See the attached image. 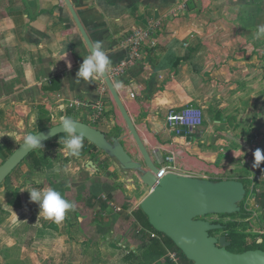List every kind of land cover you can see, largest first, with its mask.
<instances>
[{
  "label": "crops",
  "instance_id": "1",
  "mask_svg": "<svg viewBox=\"0 0 264 264\" xmlns=\"http://www.w3.org/2000/svg\"><path fill=\"white\" fill-rule=\"evenodd\" d=\"M71 2L93 45L103 42L111 66L128 57L124 37L154 23L142 58L113 82L158 166L171 153L179 173L244 183L263 168L244 163L242 156L256 137L264 146V81L256 78L264 67V36L257 31L264 25V0H186L184 7L182 0ZM88 54L63 0H0L1 156L34 123L66 116L123 136L131 156L134 151L141 156L107 87L101 88L102 78L76 80ZM75 100L81 104L70 106ZM190 104L202 109L203 118L209 108L215 110V126L176 135L165 116ZM244 126L245 142L239 138ZM64 149H41L1 185L0 264H139L153 239L140 208L150 188L135 183L134 172L123 171L98 148L84 147L78 157L60 156ZM53 150L58 160L46 154ZM44 154L49 160L41 164ZM258 186L264 197V182ZM32 188H53L75 209L60 223L39 215L27 191ZM156 239L165 252L149 264H181L179 251ZM171 252L177 261L168 257Z\"/></svg>",
  "mask_w": 264,
  "mask_h": 264
},
{
  "label": "water",
  "instance_id": "2",
  "mask_svg": "<svg viewBox=\"0 0 264 264\" xmlns=\"http://www.w3.org/2000/svg\"><path fill=\"white\" fill-rule=\"evenodd\" d=\"M63 2L91 52L93 43L71 0ZM101 77L142 160H135L125 149L121 135H108L94 126L75 120L79 124L78 131L89 143L116 160L120 169L134 172L139 181L150 188L140 203L150 226L168 237L193 264H264V249L229 250L230 242L225 234H210V231L222 229L223 225L206 219L208 214L238 213L247 191L245 183L236 179L211 180L173 171L157 179L155 174L160 172L159 167L140 137L114 82L108 73ZM58 124L33 134H37L44 143L64 133ZM33 150H25L23 142L14 148L0 164V184ZM88 162L94 166L92 161Z\"/></svg>",
  "mask_w": 264,
  "mask_h": 264
},
{
  "label": "rangeland",
  "instance_id": "3",
  "mask_svg": "<svg viewBox=\"0 0 264 264\" xmlns=\"http://www.w3.org/2000/svg\"><path fill=\"white\" fill-rule=\"evenodd\" d=\"M259 63H257L258 65ZM260 71H262L260 77H256L258 80L260 81H264V67H262V70L260 68H258ZM209 113L208 115L204 114V118H203V122L201 124V126H209V125H214L215 123H213V120L216 118V114H215V110H211V108L208 109ZM56 123L59 122H55L53 123L52 120H49L47 123L43 124L42 122H40L38 124V122L34 123L33 125H31L28 130H27V134L29 133H35L36 131H39L43 128L52 126ZM239 134H242V137H239L240 140L244 141L246 140L245 138L248 135V128L246 126L243 127L242 132H240ZM25 135V134H24ZM23 135V136H24ZM23 136L21 139L16 140L14 142H12V145L14 144L15 148L21 143L23 142ZM245 142V141H244ZM49 144H44L42 145V149L46 150V148L49 147ZM87 147H90L89 144H84ZM59 147V146H58ZM133 147H130V150H132ZM65 150V149H64ZM88 149H86L87 151ZM45 152V151H44ZM65 154H69L67 150H65V152H60V156ZM40 155L39 150H36V152H34L32 154L33 155ZM59 155V154H58ZM133 155L135 156V160H142V157L136 152H133ZM27 157L25 158L15 169L16 172L23 168L26 163L31 159V157ZM230 161V158L228 159ZM4 161V155H0V164ZM232 161L233 159H231V162H229V168L232 165ZM227 165V167H228ZM103 167L105 169L108 170L109 168V164L104 163ZM15 171V170H14ZM15 173V172H14ZM75 175V174H74ZM11 177V176H10ZM77 178V180H84V175L80 176V175H76L75 176ZM116 178L112 176V179ZM137 178V176L135 177ZM8 178H6L2 184H0V187H2L1 185L5 184L8 180ZM220 179V177H219ZM222 179H228L226 177H222ZM99 181V179L97 178V182ZM135 183H138L139 179H135L134 180ZM140 182V181H139ZM245 184L247 185V192L246 195L244 197V199L242 200V202L240 203V211L238 213H233V214H208L206 216V219L210 220L211 222H215V223H221L223 225H227L226 229H218V230H213L210 231L211 235H215V236H220V235H224V234H229L230 237L232 236V240L233 243L232 245H230V250H232L233 252H241L244 251L246 249H250V248H264V197H263V190L259 189V192L255 193V200H252V204L250 203V199L252 197L251 194V186H250V179H245ZM120 187V186H119ZM145 192V190L143 191ZM79 195H82L81 191H79L78 193ZM89 195L88 191L83 192V195Z\"/></svg>",
  "mask_w": 264,
  "mask_h": 264
},
{
  "label": "clouds",
  "instance_id": "4",
  "mask_svg": "<svg viewBox=\"0 0 264 264\" xmlns=\"http://www.w3.org/2000/svg\"><path fill=\"white\" fill-rule=\"evenodd\" d=\"M257 31L258 36H264V25L259 26ZM111 64L112 61L104 50L103 42L97 41L92 46L90 54L83 57V62L76 73V80L95 81L110 71ZM58 126L62 132L66 133L63 140L65 149L71 156H80L84 138L78 131L79 124L73 118L66 116L60 120ZM23 145L25 150L42 147L40 137L31 133L23 136ZM253 155L254 167H258L261 162H264V152L261 149H256ZM27 191L30 194V201L39 205V215H43L56 223L62 222L66 213L75 209V204L66 200L59 191L53 188L47 190L32 188Z\"/></svg>",
  "mask_w": 264,
  "mask_h": 264
},
{
  "label": "built area",
  "instance_id": "5",
  "mask_svg": "<svg viewBox=\"0 0 264 264\" xmlns=\"http://www.w3.org/2000/svg\"><path fill=\"white\" fill-rule=\"evenodd\" d=\"M185 2L186 0H182L181 2V5L183 7L185 6ZM154 27V23H148L145 27H137L132 29L124 37L121 44L124 48L127 49L128 57L126 59L119 60L111 66L110 71H108L107 73L112 81L124 75L126 69L129 66L133 65L136 60L142 58L141 47L144 45L145 40L150 38L152 31H154ZM102 83L103 84L101 85V88L104 89L106 85L103 79ZM129 95L130 97H134V93L132 92ZM80 104L81 103L79 101L75 100L70 103V106ZM101 109L102 106L99 104L94 107L93 111L96 118L100 116ZM165 121L168 127L172 128L175 131L176 135H180L185 129L188 131L201 126L203 122V111L199 106L193 104L186 105L179 112L169 111L165 116ZM259 141L261 140L256 137L253 139V141L250 142L248 151L245 152L242 156V160L244 163H247L249 165L255 164L253 153L256 149L259 148L262 150V152H264V146L260 148L258 144ZM162 162L163 163L158 166L160 172L158 174H155L157 179L162 177L169 171L178 172L173 154L170 153L169 155H167ZM259 166L263 168L249 176L251 186L250 190L252 194L250 203L252 202V200H255V193L259 192L258 184L264 182V162H261ZM149 236L151 238H156L158 234L154 231H151L149 232ZM168 257L173 259L174 261H177L176 253H168Z\"/></svg>",
  "mask_w": 264,
  "mask_h": 264
},
{
  "label": "trees",
  "instance_id": "6",
  "mask_svg": "<svg viewBox=\"0 0 264 264\" xmlns=\"http://www.w3.org/2000/svg\"><path fill=\"white\" fill-rule=\"evenodd\" d=\"M33 134V133H32ZM66 137V133H62V134H59L57 136H55L54 138L42 143V145L44 144H48L50 143L49 145H56V146H59L60 148H63L64 145H63V140L64 138ZM89 143L86 139L83 140V148L86 147L84 144H87ZM91 145L93 148L97 149L93 144H89ZM82 148V149H83ZM41 149L42 147L40 148H35L32 152L29 153V155L27 157H30L32 156V154L34 152H36V150H39V152H41ZM14 149L10 150L8 153H5L3 154L4 155V160L11 154V152L13 151ZM82 151V150H81ZM48 156H50L51 158H53L54 160H58V153H55V151H48L46 153ZM47 155H43L40 157V163L41 164H45L46 162H48V157ZM26 157V158H27ZM33 157H36V155H33L31 158ZM69 158V157H68ZM67 157H64L63 160L67 161L68 160ZM16 170V169H14ZM14 170L8 175L7 178H9L12 173L14 172ZM263 194V193H262ZM142 213V216H143V219H144V222L146 224V227H148V229H150L151 231H154L155 233H157L160 237L164 238L167 240L168 243H170V246H173V248L177 249L180 253V256H181V264H193L192 261L188 260L182 253L181 251L174 245V243L166 236H164L163 234L155 231L151 226L150 224L148 223V220H147V217L146 215L141 211ZM223 225V224H222ZM226 226L227 225H223V229H226ZM227 236V240L230 242V245H232L233 243V240H232V236L230 237L229 234H225ZM230 245L227 247L229 250H230ZM252 249V248H250ZM253 249H264V248H261V247H258V248H253ZM247 250V249H246ZM232 251V250H231ZM245 251V250H244ZM165 252V248L164 246L160 243L159 240H157L156 238L154 239H150V243L147 247V249L143 252L142 256H141V260L139 261V264H149L151 263L152 261H155L157 260L158 258H160ZM242 252V251H241ZM171 264V263H169Z\"/></svg>",
  "mask_w": 264,
  "mask_h": 264
}]
</instances>
